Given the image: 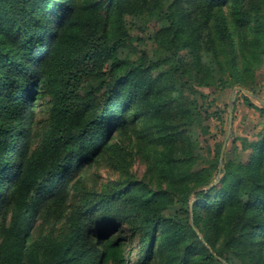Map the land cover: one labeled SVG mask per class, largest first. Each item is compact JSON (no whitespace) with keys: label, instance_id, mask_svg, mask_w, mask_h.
I'll use <instances>...</instances> for the list:
<instances>
[{"label":"trees","instance_id":"obj_1","mask_svg":"<svg viewBox=\"0 0 264 264\" xmlns=\"http://www.w3.org/2000/svg\"><path fill=\"white\" fill-rule=\"evenodd\" d=\"M96 1L0 0V264H264V132L238 139L249 158L228 154L218 181L220 151L207 162L200 141L202 88L257 94L264 0ZM129 15L160 23L152 56L134 48ZM139 133L156 147L154 185L82 197L67 231L41 243L43 214Z\"/></svg>","mask_w":264,"mask_h":264},{"label":"rangeland","instance_id":"obj_2","mask_svg":"<svg viewBox=\"0 0 264 264\" xmlns=\"http://www.w3.org/2000/svg\"><path fill=\"white\" fill-rule=\"evenodd\" d=\"M97 2L89 0L88 3ZM85 3H83V6ZM82 8V7H81ZM92 11V4H89ZM129 32L134 38V48L148 56H152L157 48L155 34L160 29V23L150 18H136L132 15L127 17ZM128 50H121L120 56H125ZM136 58L135 55L132 56ZM182 59L192 62V56L188 49L181 52ZM257 94L246 88H235L231 90H219L218 88H202L201 91L209 94L206 100H200L203 107L202 112L205 118L204 124L209 126L207 133L200 136L201 146L207 162L215 160L219 154V172L216 181L219 180L224 169V162L228 154L234 153L236 160L246 161L249 158V151L238 149L234 152V146L241 147L239 138L256 140L259 133L264 132V63L256 71L255 80L252 84ZM243 90L252 93L251 97ZM244 97L250 98L255 107H249ZM50 99L47 97L37 108L36 132H41L49 118ZM201 129H198V133ZM142 137V133L134 134L132 137L122 136L116 142L117 149L110 152V155L100 159L95 165L89 167L81 174V178L70 186L68 196V206L62 210L43 214L36 224V236L41 243L58 237L67 231V218L72 215L76 204L86 195L100 193L116 187L118 184L131 178L136 181H145L148 185H154L152 180L151 167L155 145L151 141V136ZM150 140V141H149ZM128 154V155H126ZM124 160V161H123ZM207 163H198L196 169L199 170ZM194 203L192 198L191 204ZM177 206L167 211V214H175ZM9 218V216H8ZM202 238V234L199 233ZM137 239L129 242V247L135 245ZM134 254L131 256L133 257ZM135 258V257H133Z\"/></svg>","mask_w":264,"mask_h":264},{"label":"water","instance_id":"obj_3","mask_svg":"<svg viewBox=\"0 0 264 264\" xmlns=\"http://www.w3.org/2000/svg\"><path fill=\"white\" fill-rule=\"evenodd\" d=\"M243 92H245L246 94H248V95L251 96V97H255L252 93H250V92H248V91L243 90Z\"/></svg>","mask_w":264,"mask_h":264}]
</instances>
